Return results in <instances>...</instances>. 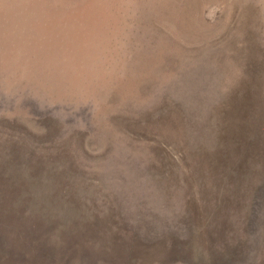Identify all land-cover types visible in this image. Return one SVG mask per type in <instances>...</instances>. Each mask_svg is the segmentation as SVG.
<instances>
[{
    "label": "rangeland",
    "instance_id": "obj_1",
    "mask_svg": "<svg viewBox=\"0 0 264 264\" xmlns=\"http://www.w3.org/2000/svg\"><path fill=\"white\" fill-rule=\"evenodd\" d=\"M0 264H264V0H0Z\"/></svg>",
    "mask_w": 264,
    "mask_h": 264
},
{
    "label": "bare ground",
    "instance_id": "obj_2",
    "mask_svg": "<svg viewBox=\"0 0 264 264\" xmlns=\"http://www.w3.org/2000/svg\"><path fill=\"white\" fill-rule=\"evenodd\" d=\"M88 6V5H87Z\"/></svg>",
    "mask_w": 264,
    "mask_h": 264
}]
</instances>
